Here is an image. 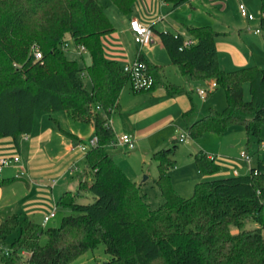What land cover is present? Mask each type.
<instances>
[{
    "label": "trees",
    "instance_id": "trees-1",
    "mask_svg": "<svg viewBox=\"0 0 264 264\" xmlns=\"http://www.w3.org/2000/svg\"><path fill=\"white\" fill-rule=\"evenodd\" d=\"M112 1L124 14L132 15L136 0ZM164 1L177 7L189 0ZM260 28L264 30V0ZM188 30L195 39L189 46H183L181 32H158L183 74L212 79L225 88L227 96L223 110L211 109L187 126L190 136L198 138L208 129L224 131L233 123H242L249 135L259 136L264 123V67L252 64L226 70L216 45L220 32L211 25ZM113 31L115 25L101 0H0V138L12 137L18 143L21 134L32 131L37 110L47 111L64 132L53 113L66 111L92 121L98 137L86 151L87 177L78 190H67L57 200V205L72 211L60 225L47 227L16 213L0 224L3 263L69 264L103 242L110 257L97 264H264V158L259 157L245 174L197 181L194 193L184 197L171 183L174 140L172 146L153 152L159 170L154 185L162 196V202L153 207L143 182L133 180L106 149L115 136L111 114L119 108L121 92L131 79L119 61L105 55L102 39ZM68 35L73 43L87 47L90 64L81 66L68 55L62 47ZM35 43L42 52L38 59L32 49ZM136 59L146 64L153 83L147 89L132 90H153L157 66L141 52ZM84 71L91 79L90 88ZM167 88L172 93L181 90L175 84ZM194 158L203 175L220 169L204 150ZM89 194L91 200H81ZM246 220L258 226L246 228ZM15 229L18 235L8 243L7 236ZM43 235L46 244L41 242Z\"/></svg>",
    "mask_w": 264,
    "mask_h": 264
},
{
    "label": "crops",
    "instance_id": "crops-1",
    "mask_svg": "<svg viewBox=\"0 0 264 264\" xmlns=\"http://www.w3.org/2000/svg\"><path fill=\"white\" fill-rule=\"evenodd\" d=\"M161 4L168 8V12L165 19L158 14L156 22L144 20L141 14L131 16L125 14L128 20L124 21L118 29L115 28L116 31L108 36L109 42L112 36L116 40H121L116 46L118 50L115 47L112 50L110 43L106 42V39L104 41L105 55L119 61L123 66L134 61L140 52L151 64L157 66L155 70L158 82L155 88L142 93L133 91L136 96L141 94L140 96H143L140 97L141 99L132 98L129 95L122 98L121 92L120 105L116 110L118 115L110 118L113 129L116 127L119 132L120 130L128 132L135 141L155 136L157 132L173 121V116L178 112H182L183 117L186 118L187 126L203 116L197 114L196 105L188 91L175 82L163 80L165 66L174 63L158 31L173 30L183 33L185 38L191 37L188 27L210 25L201 24L200 21L202 20L198 19L202 18L204 14L206 16H213V14L210 10L205 13L201 11L197 7L198 5L196 6L195 0H189L177 7L164 0H161L159 5ZM203 5L205 8H210L207 4ZM134 18L153 28L154 34L149 45L140 47L135 41V33L130 27V20ZM163 19L165 20L164 24L161 23L164 21ZM247 24L244 28L234 30L229 24H224L222 30L215 28L220 32L216 39V45L222 68L233 70L252 64H259L264 67V33L257 31L256 27L250 26L248 19ZM68 37L70 36L68 35ZM127 37L133 39L135 45L132 43L124 44L123 38ZM174 65L179 70L178 65ZM198 80L200 79H194V81ZM168 84H175L181 90L172 93L167 88ZM216 88L212 89L211 93ZM38 114H35L32 131L21 134L18 143L12 137L0 138V157L16 154L21 156L19 163L5 167L0 173V207H4L8 212L6 218L16 213L21 217L27 216L43 225L44 216L54 209L59 197L67 190H78L80 181L87 177L85 165L84 177L75 181L76 188L73 186L74 184L72 185L73 178L69 177L68 174L71 168L77 167L80 162L86 163L87 148L81 149L79 143L87 142L88 138L91 139L93 135H96V131L92 121L75 118L66 111L53 113V116L58 119L66 132L56 126L49 118V113L47 119L44 116L43 118L39 117ZM71 118L85 122L86 126L79 127L74 123V125L69 124L68 126L67 122ZM174 140L177 138H171L168 144L165 142V146ZM163 145L152 150V153L164 147ZM196 152L198 151L191 153L194 155ZM208 155L213 158L212 155ZM251 166L253 165L250 164ZM231 174H240L238 167L234 164L223 168L221 172L210 175L209 178ZM56 214L52 218L56 217Z\"/></svg>",
    "mask_w": 264,
    "mask_h": 264
},
{
    "label": "rangeland",
    "instance_id": "rangeland-1",
    "mask_svg": "<svg viewBox=\"0 0 264 264\" xmlns=\"http://www.w3.org/2000/svg\"><path fill=\"white\" fill-rule=\"evenodd\" d=\"M101 2L106 13L114 23L115 28L118 29L124 21L128 20V17H126V15L112 0H101ZM160 2L161 0H136L133 5L132 15L141 14L144 17V20L148 22H156L158 14L163 16L165 19L168 8L163 6V4L159 5ZM195 2L196 6L198 5L197 7L200 8L201 11L205 13L207 10H210L213 14V16H206V14H204L202 18H199L198 20H202L200 21L202 22L201 24H210L217 30H222L224 24H229L233 30L239 28L241 29L247 26V19L241 14L239 9L240 3H244L248 11L254 16L252 20H249V25L256 27V29L259 28V30L264 33V30L260 28L261 0H195ZM203 4H207L210 8H205ZM161 23L164 24L165 20ZM111 33L103 36V46L105 39L106 42H109L108 36ZM67 40L69 41V44L72 45L71 38L67 36ZM120 41L121 40H116V38L112 36L109 42L111 49L114 50ZM123 42L124 44H134V40L131 38L129 39V37L123 38ZM116 50L118 49L116 48ZM68 55L73 58H77L81 66L91 63V56L89 53H85L83 57L72 52H69ZM132 62L133 61H130L129 63ZM83 78L87 87L90 88L91 79L86 71H84ZM163 80L175 82L188 91L191 95L192 101L196 105L195 109L197 114L205 115L209 113L211 109L223 110L227 105L226 91L223 86L219 85L212 91V93L208 94L206 97H202L198 93L197 88H209V84L214 80L200 79L198 81H194L191 77L186 75L184 76L180 69L178 70L177 66L172 63L165 66V75ZM244 87L245 98L248 99L250 97L248 83H246ZM127 95L132 98L137 97L136 99L143 97L140 96L141 94L139 96L134 94L131 81H128L122 90V98ZM36 113H39V117L43 118L44 116L46 119L48 117V112L45 110H37ZM117 115V111H113L111 114L112 117H117ZM110 121H112V119H110ZM73 123L77 124L79 127L86 126L85 122L74 118L68 120L67 125H74ZM114 130H116L115 136L107 143L106 149L133 180L137 183L143 182V189L147 193V201L153 207L158 206L162 202V196L158 188L154 185V178L158 176L159 170L158 163L155 158H153L152 150L162 146L163 144V146L166 147V143L168 144L173 137L177 138V147L174 155L176 163L170 171L171 183L173 188L184 197H189L194 193V186L198 180L210 177L203 176L201 174L198 170L194 155L191 152L204 150L206 153L212 155L215 161L221 166V170L225 167H229L231 164H234L238 167L240 174L247 173L249 171L250 164H256L259 157L264 158V123L261 126L259 136L252 134L249 135L246 132L244 124L233 123L224 131L208 129L198 138H193L188 132L186 118L183 117L182 112H178L173 116V121L167 124L165 128L157 132L155 136L136 140V146L134 148H129L127 145L118 143V136L128 132H123L121 130L119 132V129L116 127H114ZM95 136L96 135H93L91 138H94ZM181 136L184 137L183 141L179 140ZM89 140L90 138L86 141L88 142ZM173 144L175 143L172 141L167 146H172ZM242 152L248 153L249 155L251 154L250 160L247 161L242 158ZM85 165L86 163L84 164L83 162H80L77 167L71 168V171H69L68 176L73 178L74 182L72 185L74 184V187H76L75 181L84 177ZM221 170L218 172H221ZM145 176H147V178H145ZM81 200H91L90 194L87 198L81 196ZM71 212L70 208L57 205L56 217L51 218L46 226L50 227L60 225L62 218ZM7 213L8 212H6L4 207H0V223L6 218ZM257 226L258 224L252 220H246L245 222L246 228H254ZM233 230H237L235 226H233ZM262 232L264 235V228ZM17 235L18 230L15 229L7 236V242H11ZM41 242L43 244L48 242L45 235L41 237ZM21 253L24 256L28 255L27 251H22ZM109 257L110 255L106 251L105 244L101 242L95 248L89 249L81 256L72 260L69 264H97L98 261L106 260ZM0 264H4L1 256Z\"/></svg>",
    "mask_w": 264,
    "mask_h": 264
},
{
    "label": "built area",
    "instance_id": "built-area-1",
    "mask_svg": "<svg viewBox=\"0 0 264 264\" xmlns=\"http://www.w3.org/2000/svg\"><path fill=\"white\" fill-rule=\"evenodd\" d=\"M239 9H240L241 14L246 19L252 20L254 18L253 14H251L248 11L244 3H240ZM130 27L134 31L135 41L138 43L140 47L150 44L153 34H154L153 28L151 26L145 25L141 23L138 19L134 18L130 20ZM256 30L260 31L259 28H257ZM193 43H195V39L193 37H186L184 40L183 46H189V45H192ZM62 47L65 50L72 52L74 54L77 53L80 56H83L85 53H88V49L85 45L75 44L73 43V41H72V45H70L67 39L63 41ZM32 49H33L35 58L38 59L42 57V52L37 43L33 44ZM124 69L131 74L130 81L132 83L133 89H147L151 87L153 83V77L149 72H147L146 64L144 62L135 59L132 63H127L124 66ZM215 87H217V83L215 81H212L210 83L209 88H198V92L202 97H206L208 93L211 92V90L214 89ZM97 108H99V106H97ZM97 140H98V137L95 136L94 138H91L88 142L79 143V147L81 149H86V148L88 149V147L95 145L97 143ZM179 140L183 141L184 137L181 136ZM118 143L122 145H127L129 148H134L136 146L134 138L128 133H123L119 135ZM241 157L246 159L247 161L250 160V155L248 153L242 152ZM20 161H21V156L19 154L0 157V173L5 167L17 164ZM235 173H237L236 170H235ZM56 207H57V204L55 203L54 209L44 216V219H43L44 226L46 225V223L49 221L50 218L55 216Z\"/></svg>",
    "mask_w": 264,
    "mask_h": 264
},
{
    "label": "water",
    "instance_id": "water-1",
    "mask_svg": "<svg viewBox=\"0 0 264 264\" xmlns=\"http://www.w3.org/2000/svg\"><path fill=\"white\" fill-rule=\"evenodd\" d=\"M145 178H147V176H145Z\"/></svg>",
    "mask_w": 264,
    "mask_h": 264
}]
</instances>
